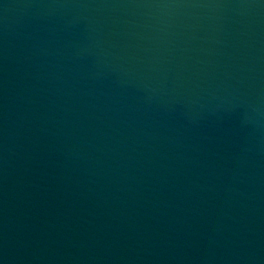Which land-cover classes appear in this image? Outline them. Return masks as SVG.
I'll list each match as a JSON object with an SVG mask.
<instances>
[{
    "label": "water",
    "instance_id": "obj_1",
    "mask_svg": "<svg viewBox=\"0 0 264 264\" xmlns=\"http://www.w3.org/2000/svg\"><path fill=\"white\" fill-rule=\"evenodd\" d=\"M0 264H264V0H0Z\"/></svg>",
    "mask_w": 264,
    "mask_h": 264
}]
</instances>
